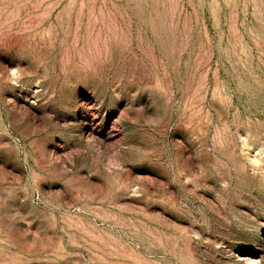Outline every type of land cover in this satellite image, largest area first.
I'll return each mask as SVG.
<instances>
[{
	"label": "rangeland",
	"instance_id": "obj_1",
	"mask_svg": "<svg viewBox=\"0 0 264 264\" xmlns=\"http://www.w3.org/2000/svg\"><path fill=\"white\" fill-rule=\"evenodd\" d=\"M264 264V0H0V264Z\"/></svg>",
	"mask_w": 264,
	"mask_h": 264
},
{
	"label": "bare ground",
	"instance_id": "obj_2",
	"mask_svg": "<svg viewBox=\"0 0 264 264\" xmlns=\"http://www.w3.org/2000/svg\"><path fill=\"white\" fill-rule=\"evenodd\" d=\"M242 259L245 260L246 262H251L252 264L257 263L256 260H252V259H249V258H242Z\"/></svg>",
	"mask_w": 264,
	"mask_h": 264
}]
</instances>
